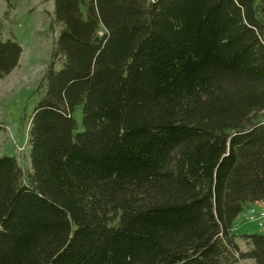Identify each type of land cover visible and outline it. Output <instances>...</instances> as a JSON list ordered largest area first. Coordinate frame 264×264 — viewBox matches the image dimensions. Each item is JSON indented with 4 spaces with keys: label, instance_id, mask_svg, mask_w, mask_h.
<instances>
[{
    "label": "trees",
    "instance_id": "1",
    "mask_svg": "<svg viewBox=\"0 0 264 264\" xmlns=\"http://www.w3.org/2000/svg\"><path fill=\"white\" fill-rule=\"evenodd\" d=\"M53 14L31 171L0 155V264H264V231L243 252L232 229L264 202V0ZM21 53L0 32V79Z\"/></svg>",
    "mask_w": 264,
    "mask_h": 264
},
{
    "label": "rangeland",
    "instance_id": "2",
    "mask_svg": "<svg viewBox=\"0 0 264 264\" xmlns=\"http://www.w3.org/2000/svg\"><path fill=\"white\" fill-rule=\"evenodd\" d=\"M53 7L54 0H0V32L18 41L22 47L18 65L0 79V155L15 156L25 174L31 171L28 142L30 115L42 96L37 86L51 60L60 30V25L54 21ZM59 66L60 61L56 60L55 67ZM74 115L80 129V108ZM251 205L258 211H264L263 203ZM255 215L259 216V213ZM256 222L239 217L234 233L241 236L264 231V220L261 226ZM240 242L245 252L249 245L243 238ZM236 264L254 263L251 259H241Z\"/></svg>",
    "mask_w": 264,
    "mask_h": 264
},
{
    "label": "built area",
    "instance_id": "3",
    "mask_svg": "<svg viewBox=\"0 0 264 264\" xmlns=\"http://www.w3.org/2000/svg\"><path fill=\"white\" fill-rule=\"evenodd\" d=\"M261 122L264 123V111H263V116L261 118ZM253 206L254 205L247 206L249 207L248 211H245L244 210L245 208L243 209V211L239 214V216L237 217V219L235 220L233 224V227H232L233 231H235L234 226L237 227V221L239 217L241 219H245L246 221H249V220L257 221L259 223V226L262 225L263 220H264V211H258L256 210L257 208L255 209ZM249 210H250V213H249ZM255 213H259V216H256Z\"/></svg>",
    "mask_w": 264,
    "mask_h": 264
},
{
    "label": "crops",
    "instance_id": "4",
    "mask_svg": "<svg viewBox=\"0 0 264 264\" xmlns=\"http://www.w3.org/2000/svg\"><path fill=\"white\" fill-rule=\"evenodd\" d=\"M1 34H2V33H1ZM2 37H3V38H9V37L4 36L3 34H2ZM255 203H257V204H258V203H263V204H264L263 201H258V202H255ZM255 203H253V204H255ZM241 239H242V238H241L240 236H237V235H236V237H235V241H236V243L239 245L240 249L242 250V248H241V242H240ZM248 248H249V246H248ZM248 248H247L246 250H248ZM246 250H244V251H246ZM253 263H254V262H253Z\"/></svg>",
    "mask_w": 264,
    "mask_h": 264
}]
</instances>
